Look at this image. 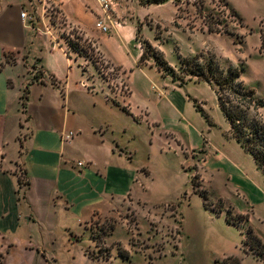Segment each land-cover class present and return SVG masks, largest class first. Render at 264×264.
Returning a JSON list of instances; mask_svg holds the SVG:
<instances>
[{"label":"crops","instance_id":"obj_1","mask_svg":"<svg viewBox=\"0 0 264 264\" xmlns=\"http://www.w3.org/2000/svg\"><path fill=\"white\" fill-rule=\"evenodd\" d=\"M41 1L0 0V264H131L127 250L110 237L117 216L134 211L140 219L149 206L144 198L150 175L134 167L127 149L134 114L126 81L136 73L145 82L168 78L152 59L138 67L137 29L164 54L162 44L144 37L139 19L113 25L110 34L99 32L96 22H107L96 0H60L58 10L100 56L103 71L97 61L69 50ZM22 10L33 15L31 23L20 19ZM110 71L115 77H108ZM179 128L185 150L195 154L199 131ZM67 132L75 136L64 141ZM203 152L201 169L207 163ZM111 219L114 225L106 228ZM180 235L181 229L175 251Z\"/></svg>","mask_w":264,"mask_h":264},{"label":"rangeland","instance_id":"obj_2","mask_svg":"<svg viewBox=\"0 0 264 264\" xmlns=\"http://www.w3.org/2000/svg\"><path fill=\"white\" fill-rule=\"evenodd\" d=\"M110 1L112 8L106 18L109 34L113 25H123L128 18L139 19L144 24V37L150 41L158 38L157 44H162L164 54L155 50L176 72L180 66L178 51L182 58L209 55L222 69L239 70L244 86L264 101V43L261 42V37L264 39V0H227L242 23L231 17L218 0L214 3L181 0L178 12L172 0L167 1V5L152 4L149 8H141L149 6L145 5L146 0ZM44 6L51 11L49 21L53 23L55 19L58 23L57 34L77 43L83 54L97 61L104 71L106 65L100 56L79 31L66 22L58 7ZM200 13L220 17L218 27L222 32L208 33ZM225 30L234 35L223 32ZM89 73L95 76L92 69ZM113 73L108 72V77L112 78ZM166 77L157 82H148L146 78V84L136 73L126 81L131 91L128 103L134 114L133 124L127 128V149L134 167L149 172L144 198L149 206L140 212V219L134 211L117 216L115 221L119 226L110 241L121 243L129 253L131 264H213L214 260L222 261L227 257L238 258L240 264H264V256L257 259L243 250L248 227L264 244V176L230 138L214 91L206 83L195 81H186L182 87L171 89L168 88L173 86L171 75ZM117 83L114 86L119 88ZM161 89L168 94L159 97ZM188 98L201 104L212 126L196 113ZM116 114L122 113L117 110ZM260 114L264 122V109ZM115 123L119 130L121 123L119 120ZM179 124L199 131V149L195 154L185 150L188 142ZM204 150L207 163L201 169L199 161L205 160ZM194 183L206 192V206L195 193ZM228 212L229 224L226 222ZM238 216L244 219L239 220ZM111 224L114 225L113 219L105 224L106 228ZM180 229V248L175 251ZM100 248L106 252L103 245Z\"/></svg>","mask_w":264,"mask_h":264},{"label":"trees","instance_id":"obj_3","mask_svg":"<svg viewBox=\"0 0 264 264\" xmlns=\"http://www.w3.org/2000/svg\"><path fill=\"white\" fill-rule=\"evenodd\" d=\"M167 1L169 0H146V4H144H163ZM180 1L172 0L177 12ZM210 1L214 3V0ZM218 1L224 9H228L231 17L236 18L242 23L241 19L230 8L226 0ZM202 6L203 4L200 5V7ZM200 15L203 23L206 25V31L208 33L220 34L222 32L218 27L220 17L204 13H200ZM190 30L192 31L193 28ZM200 31L203 32L204 28H201ZM223 32L234 35V32H229L228 30ZM136 39L140 42L142 48L138 67L145 65L146 61L153 58L157 70L163 76L171 75L172 82H178L180 87L186 81L204 82L214 91L217 106L228 124L230 138L252 159L256 170L264 176V122L260 114V110L264 109V101L257 98L252 89H247L244 86L240 80V71L232 67L224 70L216 62L214 57L200 54L190 58L178 56L180 66L178 68L179 72H176V70L168 65L160 52L156 51L146 40L140 37L139 29H137ZM261 42L263 45L264 39L262 37ZM67 45L71 52L83 54L82 49L79 48L77 43L67 41ZM26 95L27 93L25 92L22 97L23 100H26ZM189 101L192 102L194 110L205 119L209 126H212L209 122L208 115L198 102L190 98ZM193 187L195 193L203 199V205L206 206V192L199 190L197 183H194ZM238 219L242 220L244 216H238ZM226 222L228 224L231 222L229 212ZM93 239L96 243L101 242V238L97 234L93 236ZM243 250L244 252L251 253L257 259L264 256V244L250 227L245 232ZM213 264H240V260L236 257H227L222 261L216 259Z\"/></svg>","mask_w":264,"mask_h":264},{"label":"built area","instance_id":"obj_4","mask_svg":"<svg viewBox=\"0 0 264 264\" xmlns=\"http://www.w3.org/2000/svg\"><path fill=\"white\" fill-rule=\"evenodd\" d=\"M42 6H43V13L45 15H47L48 17H50L49 15L51 14V11H49L44 5L45 4H52V5H56L60 2V0H42ZM96 2L99 4V6L101 7L102 11H103V16L106 18L108 12L111 10V6L112 3L110 0H96ZM20 19L22 21H25L26 23H31L34 20L33 15L28 14L26 11L22 10L20 12ZM95 28L103 33V34H107L109 32V29L107 26H105L103 21H97L95 24ZM75 136V133L73 132H67L65 134L62 135V139L64 141H69L71 140L73 137ZM84 164L83 163H77V167H82Z\"/></svg>","mask_w":264,"mask_h":264}]
</instances>
